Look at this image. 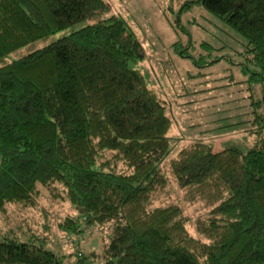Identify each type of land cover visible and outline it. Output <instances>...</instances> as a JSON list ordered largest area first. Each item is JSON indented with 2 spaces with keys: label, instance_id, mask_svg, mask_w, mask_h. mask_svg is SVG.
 I'll return each instance as SVG.
<instances>
[{
  "label": "trees",
  "instance_id": "trees-1",
  "mask_svg": "<svg viewBox=\"0 0 264 264\" xmlns=\"http://www.w3.org/2000/svg\"><path fill=\"white\" fill-rule=\"evenodd\" d=\"M193 1L245 38L264 106V0ZM109 6L0 0V212L36 205L41 184L76 210L62 228L112 222L110 239L100 251H76L77 264H264V115L247 150L197 140L169 160L179 185L211 204L197 226L204 238L194 235L181 204L154 203L169 182L174 119L132 64L146 56L142 41L124 18L105 15ZM67 255L45 233L0 230V264H71Z\"/></svg>",
  "mask_w": 264,
  "mask_h": 264
},
{
  "label": "rangeland",
  "instance_id": "rangeland-1",
  "mask_svg": "<svg viewBox=\"0 0 264 264\" xmlns=\"http://www.w3.org/2000/svg\"><path fill=\"white\" fill-rule=\"evenodd\" d=\"M107 1L110 6L105 15L124 18L142 41L146 56L132 64L144 73L174 119L169 131L172 149L163 163L169 182L155 193L154 203L181 204L191 233L204 238L197 226L208 216L209 199L193 197L190 187L180 186L170 173L169 160L197 140L210 143L215 150L228 146L247 150L252 146L257 120L262 121L264 115V106L259 102L262 84L253 74L257 66L245 51V38L198 2ZM94 20L75 23L32 41L5 55L4 60L20 58ZM119 167L126 168L122 161ZM39 186L42 197L36 205L10 203L0 212V230L45 233L49 245L68 254L71 264H77L76 251H100L103 242L110 239L113 223L90 225L82 221L80 232L62 228L60 222L76 210L69 201L57 199L48 188Z\"/></svg>",
  "mask_w": 264,
  "mask_h": 264
}]
</instances>
